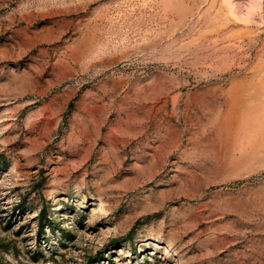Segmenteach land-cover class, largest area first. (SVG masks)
I'll return each mask as SVG.
<instances>
[{
  "label": "rangeland",
  "instance_id": "rangeland-1",
  "mask_svg": "<svg viewBox=\"0 0 264 264\" xmlns=\"http://www.w3.org/2000/svg\"><path fill=\"white\" fill-rule=\"evenodd\" d=\"M0 264H264V0H0Z\"/></svg>",
  "mask_w": 264,
  "mask_h": 264
}]
</instances>
